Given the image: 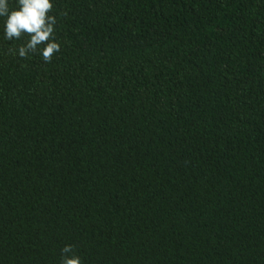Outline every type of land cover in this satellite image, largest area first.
Listing matches in <instances>:
<instances>
[{"label": "trees", "instance_id": "16d2710c", "mask_svg": "<svg viewBox=\"0 0 264 264\" xmlns=\"http://www.w3.org/2000/svg\"><path fill=\"white\" fill-rule=\"evenodd\" d=\"M51 2L50 63L0 17V264H264V0Z\"/></svg>", "mask_w": 264, "mask_h": 264}, {"label": "clouds", "instance_id": "9594fccd", "mask_svg": "<svg viewBox=\"0 0 264 264\" xmlns=\"http://www.w3.org/2000/svg\"><path fill=\"white\" fill-rule=\"evenodd\" d=\"M51 0H18V7L10 9L8 0H0V17H6L4 24L5 38L9 41L28 39L18 49L21 58H27L30 53L42 56L45 63H50L53 56L60 51V43L56 40V16ZM60 264H83L76 253L74 245H65L61 249Z\"/></svg>", "mask_w": 264, "mask_h": 264}]
</instances>
